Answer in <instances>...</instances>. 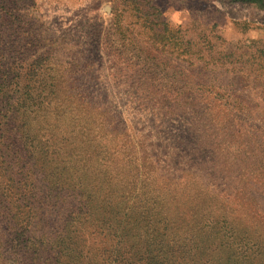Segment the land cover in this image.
I'll return each instance as SVG.
<instances>
[{
    "label": "rangeland",
    "instance_id": "374dc122",
    "mask_svg": "<svg viewBox=\"0 0 264 264\" xmlns=\"http://www.w3.org/2000/svg\"><path fill=\"white\" fill-rule=\"evenodd\" d=\"M1 9H13L21 35L43 32L29 61L48 55L44 65L61 68L54 75L68 84L58 117L41 108L36 127L57 119L99 137L97 152L117 151L124 167L134 166L139 192L160 190L183 221L227 205L247 230H264V8L241 0H0ZM2 13L0 32L9 23ZM7 217L6 235L15 226ZM242 250L232 252L240 261ZM0 264L25 260L2 247Z\"/></svg>",
    "mask_w": 264,
    "mask_h": 264
},
{
    "label": "trees",
    "instance_id": "16d2710c",
    "mask_svg": "<svg viewBox=\"0 0 264 264\" xmlns=\"http://www.w3.org/2000/svg\"><path fill=\"white\" fill-rule=\"evenodd\" d=\"M12 10H0L9 22L0 32V249L25 264H264V230H247L227 205L183 221L160 190L139 192L117 151L97 152L99 137L57 119L36 127L41 108L58 117L67 83L54 75L61 68L44 65L48 55L29 61L43 32L21 35ZM8 215L15 226L6 235Z\"/></svg>",
    "mask_w": 264,
    "mask_h": 264
}]
</instances>
